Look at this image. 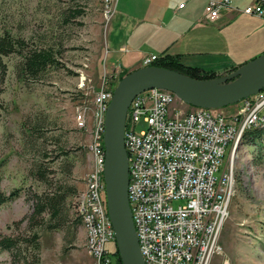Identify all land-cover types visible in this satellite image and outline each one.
<instances>
[{"label": "rangeland", "instance_id": "374dc122", "mask_svg": "<svg viewBox=\"0 0 264 264\" xmlns=\"http://www.w3.org/2000/svg\"><path fill=\"white\" fill-rule=\"evenodd\" d=\"M116 1L0 0V31L25 39L30 47H55L58 63L39 78L22 80L18 74L21 55L4 57L8 71L4 79L0 75V188L6 193L19 189L20 196L0 207L3 235L26 233L27 221L21 220L32 213L36 193L56 185L75 186L78 192L83 189L82 177L89 175L94 165L89 146L95 96L102 86L115 88L123 73L141 67L115 64L125 56L116 50L111 35L116 25ZM74 9H81V14L71 16ZM256 31V27L249 31L251 40L256 38ZM115 41H120L119 35ZM234 72L227 71L230 75ZM240 78L239 74L231 80ZM175 104L188 109L179 100ZM80 109L87 110L85 129L76 127L75 116ZM237 109L238 103L217 110L228 115ZM25 124L32 126V133ZM146 128L143 120L135 127L137 132ZM229 152L230 146L221 169ZM69 163H73L71 174L66 171ZM232 164L235 191L220 238L223 254L216 264L223 260L264 264V139L258 144L240 142ZM40 167L47 178L37 175ZM76 196L67 199L69 221L63 228L36 227L41 264H95L87 248L86 229L83 224L77 227ZM106 248L113 252L115 241L108 242ZM0 264H14L11 253L1 248Z\"/></svg>", "mask_w": 264, "mask_h": 264}, {"label": "built area", "instance_id": "2783aa9c", "mask_svg": "<svg viewBox=\"0 0 264 264\" xmlns=\"http://www.w3.org/2000/svg\"><path fill=\"white\" fill-rule=\"evenodd\" d=\"M233 2L206 0L203 20L216 21ZM242 12L264 21V0L244 6ZM158 58L144 57L141 67ZM113 92V87L102 86L95 96L89 146L94 165L86 188L76 196L95 264H110L106 244L116 242L104 178V123ZM177 100L181 101L169 90L152 88L133 99L126 116L129 201L140 249L146 264H216L223 254L220 238L235 191V150L247 130L264 125V89L243 99L228 115L188 104L183 109L176 106ZM86 113L80 109L76 114L77 128H87ZM141 120L147 128L137 132ZM228 146V161L221 169Z\"/></svg>", "mask_w": 264, "mask_h": 264}, {"label": "crops", "instance_id": "0c3cea01", "mask_svg": "<svg viewBox=\"0 0 264 264\" xmlns=\"http://www.w3.org/2000/svg\"><path fill=\"white\" fill-rule=\"evenodd\" d=\"M254 2L234 0L216 21L205 22L206 0H117L111 35L125 56L115 64L139 67L146 56L169 53L188 65L227 73L264 54L263 20L242 12ZM255 27L259 31L251 40L249 31ZM118 35L120 41H115ZM87 175L82 177L83 189Z\"/></svg>", "mask_w": 264, "mask_h": 264}, {"label": "water", "instance_id": "95a60500", "mask_svg": "<svg viewBox=\"0 0 264 264\" xmlns=\"http://www.w3.org/2000/svg\"><path fill=\"white\" fill-rule=\"evenodd\" d=\"M262 57L264 54L245 63L231 75L207 80L192 78L164 67L143 66L125 75L115 86L104 123V178L108 211L123 264H146L140 249L128 190L129 162L125 146V124L133 99L146 90L161 88L173 92L188 105L222 109L264 89V75L241 83L239 79L231 80L239 75L240 68Z\"/></svg>", "mask_w": 264, "mask_h": 264}, {"label": "trees", "instance_id": "16d2710c", "mask_svg": "<svg viewBox=\"0 0 264 264\" xmlns=\"http://www.w3.org/2000/svg\"><path fill=\"white\" fill-rule=\"evenodd\" d=\"M79 14H81V9H74L72 10L71 16ZM55 52L56 50L53 46L30 47L25 39L15 37L9 31H0L1 78L4 79L8 71V66L4 61V57L6 56L13 53H19L21 55L22 61L19 65L18 74L22 80H25L27 77L39 78L49 67L58 64L55 58ZM244 64L234 66L230 70L236 71ZM152 65L175 70L200 80L214 79L220 76V73L215 70L188 65L182 61L179 55H172L169 53L160 55ZM128 73L130 72L123 73L120 79ZM25 128H27V132H33L31 125L25 124ZM263 139L264 125L247 130L241 143L258 144V142L261 143ZM72 169L73 163H69V165L66 166L68 174L72 173ZM37 170V175H39L40 178H47L44 168L40 167ZM78 193V189L75 186L56 185L51 187L48 191L46 190L41 194L36 193L34 197H32L33 211L21 220V222L27 221L28 230L26 233L16 236H8L0 233V248L11 253L12 262L14 264H41V241L40 234L36 230V227L45 224L44 226L50 230L63 228L69 221L67 214V199L69 196L78 195ZM19 196V189L6 193L0 188V207L7 202L15 200ZM76 213L78 214L76 221L77 227H79L83 224V221L79 213L77 211ZM46 215H48V219H46ZM108 256L110 258V264H123L116 242L115 250L110 252Z\"/></svg>", "mask_w": 264, "mask_h": 264}, {"label": "bare ground", "instance_id": "6f19581e", "mask_svg": "<svg viewBox=\"0 0 264 264\" xmlns=\"http://www.w3.org/2000/svg\"><path fill=\"white\" fill-rule=\"evenodd\" d=\"M238 73L241 75L240 80H238V82L240 83L261 77L262 75H264V57L243 66ZM121 162L122 166L124 167L125 163L123 157Z\"/></svg>", "mask_w": 264, "mask_h": 264}]
</instances>
